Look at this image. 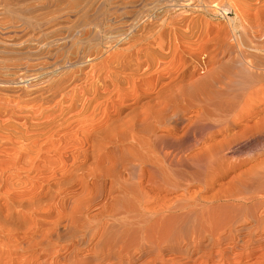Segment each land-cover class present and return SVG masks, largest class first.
<instances>
[{
    "label": "bare ground",
    "instance_id": "6f19581e",
    "mask_svg": "<svg viewBox=\"0 0 264 264\" xmlns=\"http://www.w3.org/2000/svg\"><path fill=\"white\" fill-rule=\"evenodd\" d=\"M146 6L126 14L124 29L111 30L109 41L124 44L126 56L170 27L173 41L146 65L164 74L144 89L134 68L130 96L117 95L97 105L98 117L78 116L57 130L63 144L48 140L33 149L42 165L24 144H0L1 264H44L53 254H63L66 264H170L163 255L168 245L192 255L204 240L211 246L196 256L198 264H264V0H230L228 8L217 0H164L161 14L155 3ZM178 6L205 15L218 10L230 29L223 24L212 36L208 28L186 39L170 16ZM9 83L0 80V89ZM189 118H204L197 125L206 132L184 146L190 129L180 138L176 127ZM168 144L177 152H165ZM248 163L228 188L219 184ZM27 168L43 170L40 191L11 196L9 187L19 184L14 171ZM144 255L153 257L142 261Z\"/></svg>",
    "mask_w": 264,
    "mask_h": 264
},
{
    "label": "rangeland",
    "instance_id": "374dc122",
    "mask_svg": "<svg viewBox=\"0 0 264 264\" xmlns=\"http://www.w3.org/2000/svg\"><path fill=\"white\" fill-rule=\"evenodd\" d=\"M217 1L226 8L229 7L230 0ZM163 2L164 0H24V2L21 0L10 8L0 5V80L10 82L9 90L4 92L0 89V144L5 147L24 144L34 159L36 152L33 149L43 148L48 140L53 145L63 144L58 139L56 131L73 124L78 116H84L86 119L98 117L100 109L97 111V105L102 109L117 95L130 96L133 93L131 91L133 82L137 80L132 76L134 68L138 67L139 75L136 77L145 83L143 88L147 89L148 83L154 82L159 75L164 74V71L154 66L147 69L146 65L150 64L151 57L161 46L163 50L167 49V43L173 37L172 29L168 27L170 30L164 29L162 36L145 41L149 44L141 42L126 56L124 53L121 54L124 44L109 41V36L112 35L110 31L113 29L116 31L124 29L123 17L126 14L138 15L143 6L150 7L151 3L156 4L158 7L156 12L161 14L159 6H162ZM219 13L217 10V14L215 12L214 15H205L198 10L190 11L187 6H178L170 11V16L178 18L176 28L184 38L194 40L202 33H206L208 28L210 36L223 24L227 31L230 29L231 22L227 23ZM228 16L233 18L231 10ZM115 53L118 57L114 59L111 67H107L105 61ZM163 61L162 65H165L167 59ZM48 68L55 71L46 73ZM199 74L202 78V73ZM199 74L195 78H200ZM59 81L63 83L57 85ZM191 114L188 113L187 117ZM200 119L198 123H192L189 118L187 125L176 127L180 138L187 129H190V139L183 141L184 146L191 145L206 132L202 127L206 122L202 120L204 118ZM202 121L204 122L202 125H197ZM255 121L251 123L249 121L247 125L252 127ZM18 134L23 137L19 138ZM178 135L176 136L178 138H173L178 140ZM172 144L164 147V151L177 152L178 149ZM44 151V149L41 151L42 154ZM60 152L70 157L67 150L61 149ZM243 152L245 153V150ZM246 154L243 155L247 156ZM51 156L53 158V155ZM43 162L40 157L34 159L35 165H42ZM250 164L229 172L219 180V184L228 188L227 183L230 179L241 171L248 170ZM38 170L43 171L36 168L14 171L19 174L16 177L19 184L9 187L11 196L15 197L25 191H40ZM6 174L8 175L5 171ZM191 188L195 190L194 188L198 189L199 186H191L190 190L193 192ZM3 190L0 188V193ZM210 246V242L204 240L192 255H185L168 245L163 255L170 264H198L196 256ZM192 249L191 247L190 250ZM214 250L216 247L212 251ZM84 253L85 251L81 252ZM62 255L55 257L54 254L49 255L43 263L51 264L52 260H58L59 264H66L61 261ZM152 257L153 255L151 257L144 255L141 260ZM1 260L0 256V264ZM106 262L102 264H107Z\"/></svg>",
    "mask_w": 264,
    "mask_h": 264
}]
</instances>
